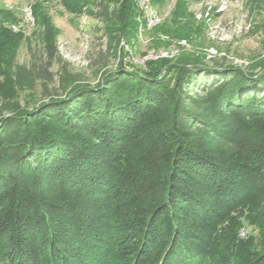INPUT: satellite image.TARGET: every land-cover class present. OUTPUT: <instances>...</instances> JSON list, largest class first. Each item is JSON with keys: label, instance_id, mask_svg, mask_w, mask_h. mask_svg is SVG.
I'll use <instances>...</instances> for the list:
<instances>
[{"label": "trees", "instance_id": "obj_1", "mask_svg": "<svg viewBox=\"0 0 264 264\" xmlns=\"http://www.w3.org/2000/svg\"><path fill=\"white\" fill-rule=\"evenodd\" d=\"M168 62L0 123V264H264L230 248L264 203V72Z\"/></svg>", "mask_w": 264, "mask_h": 264}, {"label": "rangeland", "instance_id": "obj_2", "mask_svg": "<svg viewBox=\"0 0 264 264\" xmlns=\"http://www.w3.org/2000/svg\"><path fill=\"white\" fill-rule=\"evenodd\" d=\"M145 1L158 23L143 26L149 11L134 0L138 30L123 35L111 16L119 5L108 0H0V123L103 87L124 69L145 76L161 59L170 60L162 76L184 57L264 72V0H186L177 18L179 0ZM236 236L237 260L264 253V203L245 212Z\"/></svg>", "mask_w": 264, "mask_h": 264}, {"label": "bare ground", "instance_id": "obj_3", "mask_svg": "<svg viewBox=\"0 0 264 264\" xmlns=\"http://www.w3.org/2000/svg\"><path fill=\"white\" fill-rule=\"evenodd\" d=\"M138 3L142 10L149 11V17H147V27L151 28L156 23H158V20H159L158 14L156 13L155 10L150 8L149 3L145 0H138Z\"/></svg>", "mask_w": 264, "mask_h": 264}, {"label": "water", "instance_id": "obj_4", "mask_svg": "<svg viewBox=\"0 0 264 264\" xmlns=\"http://www.w3.org/2000/svg\"><path fill=\"white\" fill-rule=\"evenodd\" d=\"M206 70H217L216 68H213L211 66L204 67Z\"/></svg>", "mask_w": 264, "mask_h": 264}]
</instances>
